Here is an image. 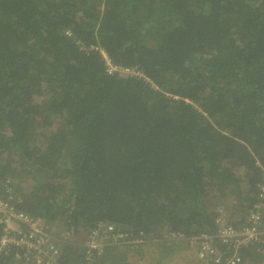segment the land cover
Wrapping results in <instances>:
<instances>
[{
    "label": "trees",
    "instance_id": "obj_1",
    "mask_svg": "<svg viewBox=\"0 0 264 264\" xmlns=\"http://www.w3.org/2000/svg\"><path fill=\"white\" fill-rule=\"evenodd\" d=\"M95 44L142 75L107 74ZM263 169L264 0H0V198L46 219L59 251L39 264L170 259L193 246L168 231L264 213ZM99 223L140 241L68 240ZM238 252L264 264V245ZM14 253L0 264H34Z\"/></svg>",
    "mask_w": 264,
    "mask_h": 264
},
{
    "label": "built area",
    "instance_id": "obj_2",
    "mask_svg": "<svg viewBox=\"0 0 264 264\" xmlns=\"http://www.w3.org/2000/svg\"><path fill=\"white\" fill-rule=\"evenodd\" d=\"M71 35L70 31L65 32ZM103 60L104 71L112 75L114 73L122 76L131 75L134 77L141 76V72L133 67H121L114 64L105 50L100 45H91ZM86 47L81 46L84 50ZM262 181L264 180V169L262 170ZM259 191L264 198V182L259 184ZM223 214V213H220ZM246 223L241 227H235L228 217L223 214L216 219L219 225L216 232L199 233L195 236H184L179 233L168 231L166 237L169 239H187L188 244L193 246L197 258L202 264H237L240 260L238 249L248 245H264V213L263 206L258 203L248 211L245 216ZM45 218L34 217L24 211L17 210L8 200L0 198V255L7 253L9 250H15L14 257L25 260L34 261L32 263L39 264L42 260V254L52 251L55 254L59 250L55 245L54 233L46 231L44 228ZM105 232V233H102ZM101 234L103 236H101ZM111 237V243H133L140 241L139 239L129 240L127 235L114 231L111 224L99 223L93 227L87 239L82 243L86 253H91L94 249H99L102 238ZM226 245L227 253L219 251L214 245L216 241ZM233 246L232 253H228L230 246ZM22 250V253L19 252ZM52 257V255H50Z\"/></svg>",
    "mask_w": 264,
    "mask_h": 264
},
{
    "label": "rangeland",
    "instance_id": "obj_3",
    "mask_svg": "<svg viewBox=\"0 0 264 264\" xmlns=\"http://www.w3.org/2000/svg\"><path fill=\"white\" fill-rule=\"evenodd\" d=\"M48 129H51L49 127ZM53 129V128H52ZM220 213L225 214L226 212L219 207ZM228 216V215H227ZM68 240L71 239L73 242H76L77 244H82L84 242L85 237H83L82 234H68ZM139 248L142 249L141 255L137 253H132L133 251L129 253L128 256V264H202V262L197 258L194 248L190 250V248H187L184 250H178L177 248H170L171 258L166 259V254L161 253L160 259L158 262H155V258H158V248H154L153 246H140ZM160 252L162 249H160ZM164 258L163 260H161ZM188 258H192L191 261ZM193 260V261H192Z\"/></svg>",
    "mask_w": 264,
    "mask_h": 264
},
{
    "label": "bare ground",
    "instance_id": "obj_4",
    "mask_svg": "<svg viewBox=\"0 0 264 264\" xmlns=\"http://www.w3.org/2000/svg\"><path fill=\"white\" fill-rule=\"evenodd\" d=\"M257 203V202H256ZM263 205V204H262Z\"/></svg>",
    "mask_w": 264,
    "mask_h": 264
}]
</instances>
